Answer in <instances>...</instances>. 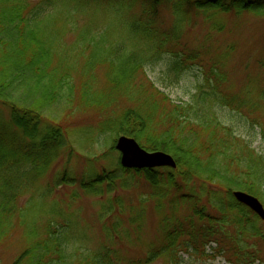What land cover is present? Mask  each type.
Segmentation results:
<instances>
[{
	"label": "trees",
	"instance_id": "obj_1",
	"mask_svg": "<svg viewBox=\"0 0 264 264\" xmlns=\"http://www.w3.org/2000/svg\"><path fill=\"white\" fill-rule=\"evenodd\" d=\"M44 1L53 9L38 4L28 10L26 0L3 1L0 7V243L23 224L17 201L29 187L21 184V173L29 175L31 185L37 183L52 163L71 154L79 138L90 141L98 130L109 133L104 140H110L111 150L119 135L130 136L148 151L171 154L176 168H102L82 179L81 188L110 193L129 185L125 176L137 175L148 190L140 202L152 199L160 211L167 201L171 210L162 214L159 234L143 257L124 256L111 238L95 249L77 247L68 221L55 217L26 232L11 264H151L158 258L165 260L162 264H183L180 251L207 256L212 242L219 246L215 253L231 264L260 262L263 221L231 191L264 195V159L218 119L219 104L238 112L242 104L222 94V68L236 47L216 36L232 15L263 10L264 0H108L100 10L90 5L96 0ZM44 13L48 17L39 21ZM49 13L55 15L49 18ZM48 21L59 29L56 44L66 43L70 33L71 47L81 54L78 67L52 59L65 67L59 75L48 73L51 61H40L38 49L29 46L43 44ZM160 63L170 83L201 69L202 82L187 101L174 102L147 77L146 70ZM99 76L107 83L101 90L92 84ZM90 113L97 118L95 126H84L85 134L77 128L69 134L68 122ZM59 180L76 182L65 172ZM181 201L189 203V211L180 217L174 213ZM118 203L112 197L103 207L112 213L120 210Z\"/></svg>",
	"mask_w": 264,
	"mask_h": 264
},
{
	"label": "rangeland",
	"instance_id": "obj_2",
	"mask_svg": "<svg viewBox=\"0 0 264 264\" xmlns=\"http://www.w3.org/2000/svg\"><path fill=\"white\" fill-rule=\"evenodd\" d=\"M3 1L9 0H0V7ZM26 1L29 4L28 10H34L38 4L47 6V9L50 6L44 0ZM107 1L96 0L90 5L100 10L109 6ZM49 9H53V7L51 6ZM72 13L70 12V14ZM48 15H51L49 17L51 18L55 14L49 13ZM47 17V13H44L38 19L44 21ZM228 20L226 30L217 35L216 40L220 43L232 41L236 48L229 58L230 61L222 68L225 75L220 87L222 94L231 101L234 96L237 97L236 101L239 100L242 105L238 112L231 106L221 103L218 105L216 113L219 121L231 128L240 143L250 145V148L255 153L262 155L264 159V9L232 15ZM48 23L47 29L44 30L43 44H30L29 46L38 49L36 56L40 61L46 62L47 59L51 61V64L48 65V73L51 75H56V73L59 75L63 70L61 68L65 69V67L53 63V60L56 61L58 58L65 60L70 66L78 67V59L81 54L70 45L73 39L72 35L68 33L65 36L66 43L62 41L61 44H56V31L59 29L53 28L54 25H50L51 21ZM84 67L87 66L83 65ZM163 70L164 64L160 63L153 69L146 70L147 77L174 102L187 101L189 95L196 91L195 87L202 82L201 74L198 76V73L202 71L198 68L183 73L174 83H170L166 79ZM69 73L72 74L70 69ZM26 76L28 75L25 74ZM34 79V76H31L29 80ZM85 81H87L86 78L83 82ZM74 84L75 82L72 85ZM92 84L97 90L107 86L106 81L100 76ZM35 92H37L36 89L33 93ZM62 103L63 101L59 102L58 111L61 110ZM250 109L251 112L248 111ZM2 118H4V114ZM96 119L93 113L76 115L68 122V127H71L68 131L69 134H75L78 130L84 133L87 131L84 126H95ZM1 121L3 120L0 117V123ZM73 128L78 130L74 131L76 129ZM108 134V132L98 130L90 141L88 138L75 140L71 154L52 163L45 174L33 185H31L32 181H29V175L21 173V184L23 186L27 184L26 188L29 187L28 190L23 191L17 201L24 225L13 228L8 238L0 243V264L12 263L22 248L21 239L26 236V232L35 228L39 223L55 217L59 222L68 221L70 225L68 234L77 247L95 249L99 244L105 243L106 238H111L114 247L119 249L124 256L143 257L146 254L148 244L154 242L159 234V222L162 214L171 210L167 201L160 211L156 209L152 199L140 202L143 201L148 190L143 179L132 174L125 176L129 183L128 186L117 185L115 189L110 190V193L94 194L80 186L82 179H87V176L100 172L102 168L115 171L114 168L120 165L118 151L110 149V140L108 143L104 140ZM77 136L78 134L74 136V139H77ZM99 155H103V158L97 159ZM64 172L75 177L76 182L60 181L59 179L64 177ZM6 175L5 172L2 173V177ZM234 189L239 188H232V190ZM223 191L226 193V190L223 189ZM261 191H264V186ZM112 197L119 200L118 208L120 210L115 207L112 213H109L103 205H106ZM256 197L264 206V195L260 194ZM200 202L203 205L207 203L204 197L200 199ZM207 207V211L213 214L214 211L210 210L212 208ZM52 208L56 209L57 214L51 215ZM102 208L104 209L102 210ZM140 210H142L140 218L137 219L136 216L134 222H130L132 219L130 217L136 215ZM188 211L189 203L181 201L178 203L174 215L181 217ZM261 227L264 230V221L261 223ZM257 245L261 251V259L256 264H264V238L257 240ZM210 246L213 249L206 248L207 256L180 251L179 253L184 259L183 264H231L224 255L215 253V249L219 247L216 243L212 242ZM164 261L163 258H158L151 264H162Z\"/></svg>",
	"mask_w": 264,
	"mask_h": 264
},
{
	"label": "water",
	"instance_id": "obj_3",
	"mask_svg": "<svg viewBox=\"0 0 264 264\" xmlns=\"http://www.w3.org/2000/svg\"><path fill=\"white\" fill-rule=\"evenodd\" d=\"M114 148L119 153L121 167L125 169L176 168V161L171 154L161 150L148 151L130 136L119 135ZM232 196L236 202L246 206L258 218L264 220V206L256 196L238 189L232 191Z\"/></svg>",
	"mask_w": 264,
	"mask_h": 264
}]
</instances>
